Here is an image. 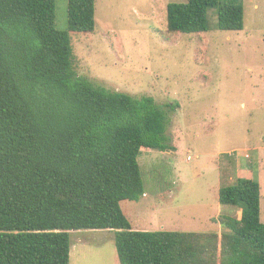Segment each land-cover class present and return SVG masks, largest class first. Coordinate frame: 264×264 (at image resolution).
I'll return each instance as SVG.
<instances>
[{"label":"trees","instance_id":"16d2710c","mask_svg":"<svg viewBox=\"0 0 264 264\" xmlns=\"http://www.w3.org/2000/svg\"><path fill=\"white\" fill-rule=\"evenodd\" d=\"M0 0V264H71V231L110 230L120 264H264L261 184L238 177L219 202V232L134 230L125 200L146 194L138 157L173 149L152 96L94 86L73 66L71 32L96 29V0ZM244 27L240 0L170 2V32Z\"/></svg>","mask_w":264,"mask_h":264},{"label":"rangeland","instance_id":"374dc122","mask_svg":"<svg viewBox=\"0 0 264 264\" xmlns=\"http://www.w3.org/2000/svg\"><path fill=\"white\" fill-rule=\"evenodd\" d=\"M68 1L55 24L68 29ZM187 0H96L94 32H71L76 73L94 86L152 96L166 110L173 149L138 157L146 194L122 208L134 230L219 232V202L238 177L261 184L264 221V0H240L244 27L170 32L167 6ZM71 264H120L115 232L71 231Z\"/></svg>","mask_w":264,"mask_h":264}]
</instances>
